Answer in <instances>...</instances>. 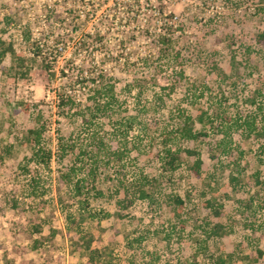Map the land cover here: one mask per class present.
<instances>
[{"label":"rangeland","instance_id":"obj_1","mask_svg":"<svg viewBox=\"0 0 264 264\" xmlns=\"http://www.w3.org/2000/svg\"><path fill=\"white\" fill-rule=\"evenodd\" d=\"M100 2L0 0V25L17 26L10 34L19 51L23 50L18 43L21 30L31 25L36 35L43 21L69 14L74 6L75 16H87L83 30L101 28V14L113 0L96 10ZM163 4L165 13L181 25L176 35L186 57L178 91L194 103L188 108L205 111L213 123L202 124L194 117L195 138L176 134L169 141L164 137L166 127L175 131L184 124L172 117L175 101L162 98L161 88L175 80V72L168 76L165 72L170 73V68L157 67L156 81L146 82L140 95L137 89L126 91L133 70L141 72L133 61L150 48L143 13L125 45L118 47L117 36L105 32V52L116 51L119 59L101 57L99 49L96 58L113 76L121 100L120 116L131 119L133 127L126 142L111 143L113 149L126 147L124 177L112 165H101L97 189L102 196L89 197L85 210L78 206L81 197L73 196L72 184L62 183L70 161L56 157L59 139H76L77 123L56 116L55 100L42 81L38 61L31 62L24 76L11 69L8 57L0 65V264H85L70 238V218L80 215L86 218L83 230L95 235L93 248L101 252L96 264H221L220 259L224 264H264V137L248 135L241 123L260 109L254 127L264 129V61L251 72L245 69L244 79L234 89L223 78L232 53L243 59L245 46L254 44L252 35L264 33V0H163ZM230 33L232 37L226 38ZM258 53L263 55L264 50ZM255 88L260 90L258 95L252 94ZM180 95L174 96L176 102ZM38 118L47 124L43 147L53 154L47 166L29 161L30 148L22 142ZM170 148L179 153L173 171L165 169V150ZM185 150L200 156L198 171ZM118 176L126 185L138 184L140 176L156 178L159 205L136 199L120 211L121 217L116 216L114 200L121 196L114 192ZM232 176L237 179L230 183ZM172 195L183 202L179 217L173 215ZM210 200L223 204L218 221L204 205ZM217 222L222 224L221 235L213 234L212 225ZM258 251L262 256L255 261Z\"/></svg>","mask_w":264,"mask_h":264},{"label":"trees","instance_id":"obj_2","mask_svg":"<svg viewBox=\"0 0 264 264\" xmlns=\"http://www.w3.org/2000/svg\"><path fill=\"white\" fill-rule=\"evenodd\" d=\"M109 1L101 0L95 5V9L107 5L106 3ZM163 6V0H113V5L104 8L101 14L99 25L102 27H98L93 32L83 30L87 16H83V19H80L78 14L75 16L76 7L74 6L69 10V14H57L50 22L43 21L40 26L41 31H38L36 35L31 25L27 26L25 30H21L18 34V43L23 50L19 51L16 50L15 40L10 34L13 29L17 31V26L11 27L8 22H1L0 65L8 57L12 63L11 69L24 76L30 71L31 62L38 61L41 66L42 81L46 87H50L47 88V91L53 95L55 100L56 116L61 120H74L78 125L76 139L71 136L69 140L64 138L58 140L56 157L58 160L67 158L70 161L69 168L61 176L62 183L72 184L73 196L81 197L78 200L80 209H87L89 197L102 196V191L97 189V181L101 178V165H112L119 176L122 174L124 177L123 159L127 156L126 147L113 149L111 143L113 141L120 144L126 142L128 129L133 127L131 119L129 120L127 116H120L121 100L117 94L113 76L107 73L105 63L96 58L95 51L99 49L97 52L101 54V57L119 59V53L116 51L105 52L108 46L105 32L117 36L115 40L119 42L118 47L121 44L125 45L133 37V35L128 36V33L138 27L140 13H143L142 19L145 21L146 29L144 34L148 38L150 48L143 56L133 61L138 62L141 72L133 70L131 83L127 86L126 91L131 92L132 89H137V94L140 95L146 82L156 81L154 73L157 67L170 68L172 70L170 73L165 72L168 76L175 72V80L168 83L167 88H161L164 90L162 98L164 96L171 102L175 101V103L173 102L172 117L182 119L184 124L180 128L176 127L175 131H173V127L170 129L166 127L164 137L168 136L169 141L176 137V134H179L180 137L195 138L197 132L192 128L194 117L196 122L202 124L206 122L211 125L213 123L212 118L205 111L198 112L194 106L188 108V105L194 103L190 99L191 103L187 98H184V91L183 93L178 91L177 85L179 86V83L184 79L183 65L186 57L184 45L180 42L181 37L176 35V32L181 30V25L173 20L170 13H165ZM232 35L230 33L226 35V38L232 37ZM252 38L254 44L245 46L243 59L239 57V53L237 55L235 52L230 56L228 74L225 73L223 78L231 89H234L237 83L244 79L245 69L249 68L251 72V69H255V66L264 61V54L258 53L260 50H264V33L256 31ZM67 53L68 56H66ZM53 85L54 87H52ZM255 89L252 94L258 95L260 90L259 88ZM195 91L198 92L199 89ZM176 94H181L177 102L174 97ZM191 95L195 96L194 93ZM198 95H202V92L199 91ZM259 114L260 109L253 116L246 115L241 122L242 126L248 130V135H254L257 138L264 137V129L254 127V122ZM37 121V125L29 128L23 135L22 142L30 148L29 161L47 166L53 156L49 149L45 150L42 142V135L47 124L41 122L40 118ZM110 130L115 131L116 135H110L108 133ZM184 152L187 156L193 157L192 168L198 171L201 165L200 156L195 151L185 150ZM165 160V169L176 170L179 153L177 150L167 149L165 150ZM77 173L83 177L78 178ZM119 176L116 178L118 182L114 186L115 194L121 195L114 200L116 216L121 217L120 211L125 210L136 199L148 200L150 203L154 202L159 205L161 197L158 187L160 184L156 178L140 176L138 184L126 185L122 183L123 178ZM86 179L91 185H87ZM235 179L237 178L232 176L230 183ZM170 203H174L176 206L173 215L179 217L183 205L181 198L178 195H172ZM204 205L209 208L213 219L218 221L223 204L217 200H210ZM87 217L93 218L89 213ZM85 219L82 215L70 218L72 225L70 238L82 253L84 263L96 264L101 252L97 248H93L95 235L88 234L82 228ZM178 223L182 227L184 226L183 221L178 220ZM212 226L213 234L221 235V231L218 232V229L222 224L217 222ZM225 247L226 250H229L227 246ZM257 254L255 261L260 260L262 252L258 251ZM220 262L224 264L221 259Z\"/></svg>","mask_w":264,"mask_h":264}]
</instances>
